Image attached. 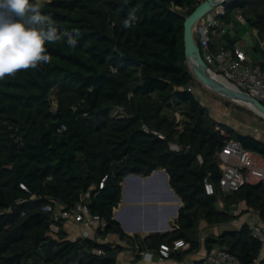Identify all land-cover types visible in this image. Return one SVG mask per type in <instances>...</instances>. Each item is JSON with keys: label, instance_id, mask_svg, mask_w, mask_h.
<instances>
[{"label": "trees", "instance_id": "obj_1", "mask_svg": "<svg viewBox=\"0 0 264 264\" xmlns=\"http://www.w3.org/2000/svg\"><path fill=\"white\" fill-rule=\"evenodd\" d=\"M199 2H42L43 14L51 17L59 33L70 31L76 45L70 47L67 37L46 42L50 63L0 80V264H118L124 246L104 240L110 233L119 234L131 248L138 243L143 250L155 251L160 243L183 237L190 246L172 252L178 261L200 247L203 222L228 224L239 216L231 212L238 201L258 210L264 221V177L245 181L231 193L219 186L217 151L225 141L237 139L264 156V140L215 120L195 95L197 82H204L188 61L184 20ZM224 2L226 19L234 10H252L247 26L257 30L262 42L247 52L260 53L255 62L264 71V0ZM238 40L227 31L213 38L212 47L233 48ZM211 89L227 105L253 110ZM176 110L183 111L182 123L176 120ZM157 168L166 170L183 202L175 227L146 236L127 235L113 216L122 180L129 173L147 175ZM208 173L214 194L204 189ZM220 199L222 208L216 205ZM79 201L105 219L104 228L94 236L69 238L62 218L59 229L52 231L53 212L43 205L70 207ZM203 244L206 250L227 249L241 264H254L263 241L244 222L208 233ZM135 258L139 261L138 254ZM192 264H204V259ZM258 264H264V257Z\"/></svg>", "mask_w": 264, "mask_h": 264}, {"label": "built area", "instance_id": "obj_2", "mask_svg": "<svg viewBox=\"0 0 264 264\" xmlns=\"http://www.w3.org/2000/svg\"><path fill=\"white\" fill-rule=\"evenodd\" d=\"M226 15L224 0H218L215 4H211L209 10L195 23L194 35L200 45L201 54L217 74L264 104V71L260 64L255 62L253 57L239 45L227 48L226 45L220 44L218 50L212 47L213 38L218 39L236 24L239 25L245 21L240 10H234L229 19H226ZM173 146L176 147V145ZM198 158L199 161L202 160L200 155ZM217 158L221 170L219 186L225 193L238 190L245 181L256 182L264 177V156L256 150L245 148L237 139L226 140L222 148L217 151ZM104 180L105 177L100 181V187ZM203 184L207 194L215 193V184L210 173L204 177ZM20 187L28 190L24 182H20ZM34 196L35 194L31 195V197ZM43 209L53 212L50 229L54 232L59 229L58 221L62 218L80 225L79 236H94L96 231L103 229L106 224L104 218L91 212L89 205L82 201L70 207L48 202L43 205ZM231 212L237 214L238 209L233 207ZM235 218L231 220V223H236ZM246 223L249 225L251 234L264 241V228L255 222L246 221ZM189 246L188 240L179 237L172 242L160 243L156 251L143 250L138 243H135L132 249L135 255H139L141 263H161L171 259L178 263L172 257V252L185 250ZM203 259L204 264H241L235 254L218 246L205 250Z\"/></svg>", "mask_w": 264, "mask_h": 264}, {"label": "crops", "instance_id": "obj_3", "mask_svg": "<svg viewBox=\"0 0 264 264\" xmlns=\"http://www.w3.org/2000/svg\"><path fill=\"white\" fill-rule=\"evenodd\" d=\"M238 26L236 24V26L231 28L230 33L240 39L241 29ZM236 45L241 46L239 41H237ZM161 169L164 168H157L147 175L138 174L137 177L130 176L123 178L121 199L113 209V216L120 223L121 228L127 235L139 234L146 236L149 233L164 232L172 230L175 227V219L183 202L170 186L169 175L167 179L169 186L166 185ZM170 190L173 191V194ZM241 202L245 203L244 201ZM223 204L222 199L216 203L218 208H222ZM238 206L237 203L232 205V207H236L237 209ZM242 209L246 211L235 218L236 223H231L232 221H230L228 224L211 225L203 222L200 226V239L202 242L200 247L197 250L185 253L176 264H192L195 260L203 258L206 250L203 244L204 237L208 233L221 231L225 225L228 227H238L246 221H251L264 228V221L260 218L258 210L248 208L246 203ZM134 210L139 214H135ZM62 227L67 232L69 238L79 236L80 225L72 220H63ZM104 240L120 243L124 246L118 255V264H141L135 258L131 246L119 234L110 233ZM263 257L264 241L259 258L255 261V264H258L259 260ZM168 261L175 263L172 259Z\"/></svg>", "mask_w": 264, "mask_h": 264}, {"label": "clouds", "instance_id": "obj_4", "mask_svg": "<svg viewBox=\"0 0 264 264\" xmlns=\"http://www.w3.org/2000/svg\"><path fill=\"white\" fill-rule=\"evenodd\" d=\"M42 7L41 0H0V80L50 63L46 42L67 37L66 43L75 47L73 34L67 30L59 33Z\"/></svg>", "mask_w": 264, "mask_h": 264}, {"label": "rangeland", "instance_id": "obj_5", "mask_svg": "<svg viewBox=\"0 0 264 264\" xmlns=\"http://www.w3.org/2000/svg\"><path fill=\"white\" fill-rule=\"evenodd\" d=\"M49 0H41V2H47ZM252 10H242L241 15L245 21L239 24V29H241V38L238 40L241 47L246 51H251L252 45L256 42H262V37L258 36L257 30L252 26H247V17L251 15ZM254 60H259L261 58L260 53H255L253 56ZM198 86L194 88L195 95L197 98L206 106L209 107L210 113L213 118L217 121H223L231 126L235 127L238 131L244 133H251L254 136L264 140V116L258 115L254 109L252 111L237 109L232 105H227L224 103V99L219 97L214 90H212L207 84L197 82ZM52 103L56 104V99L54 95H51ZM249 106V105H248ZM250 107V106H249ZM251 108V107H250ZM252 109V108H251ZM176 120L182 123L184 120L183 111L176 110L174 112ZM238 215L242 213L244 209L242 207L245 203L238 201ZM131 208V207H130ZM141 212V210H140ZM135 214H139L134 210ZM207 223V222H204Z\"/></svg>", "mask_w": 264, "mask_h": 264}, {"label": "water", "instance_id": "obj_6", "mask_svg": "<svg viewBox=\"0 0 264 264\" xmlns=\"http://www.w3.org/2000/svg\"><path fill=\"white\" fill-rule=\"evenodd\" d=\"M218 0H203L197 4V6L185 17L184 20V41L185 50L188 57V61L195 72V74L205 84L215 89L221 94L236 99L242 103L249 105L252 109L264 116V104L257 98L253 97L247 91L237 88L229 83L222 76L217 74L207 62L204 60L201 54V48L194 35L195 23L209 10L211 4H215ZM162 174L165 175V183L168 184V174L166 170L161 169ZM137 177L136 173H129L125 176ZM171 191V190H170ZM173 194V191H171Z\"/></svg>", "mask_w": 264, "mask_h": 264}, {"label": "bare ground", "instance_id": "obj_7", "mask_svg": "<svg viewBox=\"0 0 264 264\" xmlns=\"http://www.w3.org/2000/svg\"><path fill=\"white\" fill-rule=\"evenodd\" d=\"M164 175V174H163ZM164 177H165V175H164Z\"/></svg>", "mask_w": 264, "mask_h": 264}]
</instances>
